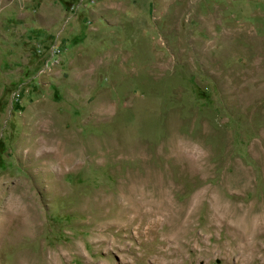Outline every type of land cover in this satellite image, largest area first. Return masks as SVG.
I'll return each instance as SVG.
<instances>
[{
  "label": "rangeland",
  "instance_id": "374dc122",
  "mask_svg": "<svg viewBox=\"0 0 264 264\" xmlns=\"http://www.w3.org/2000/svg\"><path fill=\"white\" fill-rule=\"evenodd\" d=\"M0 264H264V0H0Z\"/></svg>",
  "mask_w": 264,
  "mask_h": 264
},
{
  "label": "bare ground",
  "instance_id": "6f19581e",
  "mask_svg": "<svg viewBox=\"0 0 264 264\" xmlns=\"http://www.w3.org/2000/svg\"><path fill=\"white\" fill-rule=\"evenodd\" d=\"M48 164V163H47Z\"/></svg>",
  "mask_w": 264,
  "mask_h": 264
}]
</instances>
